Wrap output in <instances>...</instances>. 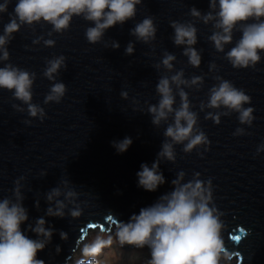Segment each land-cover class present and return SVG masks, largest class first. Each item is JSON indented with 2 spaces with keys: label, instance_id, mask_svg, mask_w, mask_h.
Returning <instances> with one entry per match:
<instances>
[{
  "label": "water",
  "instance_id": "95a60500",
  "mask_svg": "<svg viewBox=\"0 0 264 264\" xmlns=\"http://www.w3.org/2000/svg\"><path fill=\"white\" fill-rule=\"evenodd\" d=\"M16 2L12 0L8 12ZM191 7L206 13L209 0H143L134 20L108 29L102 42L95 45L85 37L86 28L94 25L74 17L63 34L49 36L52 26L45 23L36 24L34 30L23 26L7 46L10 59L0 62V67L11 63L36 73L32 102L43 107L47 116L43 122L29 117L26 105L15 100L12 92L0 89V199H14V181L25 177L21 182L23 206L29 219L22 229L36 239L28 225H34L41 217L46 219V227L55 229L51 243L38 253L45 264H68L72 252L90 231L100 226L108 230L119 221L127 222L131 215L139 214L141 208L171 191V181L180 171L186 173L185 182L196 172L202 180L211 178L215 205L224 213L222 235L227 248L238 253V263L264 264V151L257 154V147L264 143V53L255 68H233L207 39L213 32L212 25L193 20L189 15ZM147 16L154 18L158 29L151 45L130 35V29ZM172 20L192 21L197 27L198 42L194 47L201 50L199 68L187 63V57L182 55L183 46L174 45ZM8 21L7 13L0 14V33ZM40 36L55 40V46L45 47L43 41L33 44ZM240 36L239 31L234 32L233 43L225 47V52ZM112 40L119 42V49L110 47ZM130 41L135 44V52L126 55ZM165 50L177 57L174 69H183L185 78L204 77L199 90L185 91L210 144L207 150L200 147L190 154L182 151L183 145H176L175 163H160L165 183L149 192L138 187L136 174L142 163L152 165L165 139L166 125L155 127L147 113L148 104L158 103L155 88L159 77L174 74L153 67ZM59 55L66 57L67 69L61 70L57 81L65 83L68 90L59 104H44L53 83L42 75L45 61ZM211 62L216 63V71H209ZM216 75L251 96V104L245 105L255 109L251 126L241 125L236 113L222 116L219 125L205 120L206 113L215 110L201 112L199 103L207 100L209 88L217 83L213 79ZM122 91L128 93L127 100L121 97ZM13 104L21 105L25 111H16ZM26 120L31 123H25ZM238 127H243L247 134L234 136ZM125 137L133 142L126 152L117 153L112 142ZM42 172L46 175L41 176ZM64 180H69L70 187L80 193L79 202H86L81 203L83 214L77 219L67 215V209L64 218L46 216L49 204L45 194L57 186L63 188ZM61 231L68 234L67 241L61 239ZM234 236L240 237L239 241ZM57 245L61 248L59 254Z\"/></svg>",
  "mask_w": 264,
  "mask_h": 264
},
{
  "label": "clouds",
  "instance_id": "9594fccd",
  "mask_svg": "<svg viewBox=\"0 0 264 264\" xmlns=\"http://www.w3.org/2000/svg\"><path fill=\"white\" fill-rule=\"evenodd\" d=\"M11 3L12 0L0 3V14L7 13L9 16V21L3 25L0 33V62L9 61L7 46L23 26L34 30L36 24H49L52 28L48 35L51 36L53 33L63 34L68 31L73 18L82 17L94 25L86 28L85 37L89 44L95 45L102 42L108 29L134 20L137 6L142 5L143 0H17L13 10L8 12ZM189 15L193 20L212 25L213 32L207 39L214 45L216 52L224 54V59L233 68H255L261 61V54L264 53V0H209V10L206 13L191 7ZM170 27L174 30L171 37L174 45L183 46L182 55L187 57V63L193 68H199L202 55L201 50L194 47L198 42L195 24L192 21L172 20ZM157 30L154 18L147 16L130 29V35L138 42L151 45L156 40ZM236 31L241 33L240 38L225 52V47L233 43ZM41 41L45 47H54L56 43L53 39L40 36L33 40V44H40ZM110 47L119 49L120 44L112 40ZM134 52L135 44L130 41L125 54L133 55ZM176 61L177 57L165 50L161 60L153 65L156 70L163 68L174 74L159 77L155 88L158 103L147 105L152 124L157 128L162 124L166 125L163 132L165 139L156 160L151 166L142 163L141 170L136 174L138 187L149 192L156 191L165 183L160 163H175L176 145H183L182 151L190 154L200 147L207 150L210 144L208 136L199 127V114L193 110L189 93L185 91L186 88L199 90L204 84V77L194 75L185 78L183 69H174ZM45 64L42 75L53 83L43 103L59 104L68 90L65 83L57 81L61 70L67 69L66 57L53 56L46 59ZM216 70V63L211 62L209 71ZM36 78L35 72L11 63L0 67V89L12 92L15 100L27 106L29 117L43 122L47 116L44 108L32 102ZM213 79L217 83L209 88L207 100L199 103L201 112L206 109L215 110L208 111L205 120H212L219 125L222 116L236 113L241 125L251 126L255 119V109L245 107L251 104V96L219 75ZM121 97L127 100L128 93L122 91ZM13 108L18 112L25 111L19 104H13ZM25 123L30 124L31 120H26ZM245 134L247 133L243 127H238L233 132L234 136ZM132 142L130 137H125L120 141H113L112 146L117 153H124ZM261 151H264V143L257 147V154ZM44 175L46 172L41 173V176ZM185 175L184 171L178 172L171 181V191L161 195L152 205L141 208L139 214L131 215L127 222L119 221L115 233L119 243L140 249L147 247L151 258L145 264H232L238 253L229 250L225 244L222 235L225 227L222 219L224 213L215 205L211 178L202 180L201 174L196 172L192 179L185 182ZM23 180L25 177L21 176L14 181V199H0V264H45L44 260L38 258V253L51 243L55 231L50 226L46 227L44 217L38 218L34 225H28V231L35 233L36 239L30 238L22 229V225L29 219L28 210L23 206ZM70 183L69 180H64L63 188L57 186L45 194L49 204L46 216L64 218L67 209V215L72 219L81 217V203L86 202H79L80 193L70 187ZM36 207L39 208L38 201ZM60 237L67 241L68 234L61 231ZM111 243V236L104 239L97 235L91 242L84 243L81 258L75 264H99L96 257ZM60 251L61 248L57 245L56 252L59 254Z\"/></svg>",
  "mask_w": 264,
  "mask_h": 264
},
{
  "label": "bare ground",
  "instance_id": "6f19581e",
  "mask_svg": "<svg viewBox=\"0 0 264 264\" xmlns=\"http://www.w3.org/2000/svg\"><path fill=\"white\" fill-rule=\"evenodd\" d=\"M117 227V225L113 224L111 229L115 231ZM92 231H90V233ZM89 239H91V235H88L78 243L77 247L72 252L68 264H75V261L81 258V249L84 243H89ZM131 246L132 245H125L122 248L118 239H112V243L102 249L97 260L99 264H145V262L151 258L150 250L147 247L140 249L134 246V249L130 250ZM232 264H239L237 257H234Z\"/></svg>",
  "mask_w": 264,
  "mask_h": 264
},
{
  "label": "rangeland",
  "instance_id": "374dc122",
  "mask_svg": "<svg viewBox=\"0 0 264 264\" xmlns=\"http://www.w3.org/2000/svg\"><path fill=\"white\" fill-rule=\"evenodd\" d=\"M116 227V226H115ZM115 233H116V230L115 231H113V230H111V231H107L106 232V230H101L100 228H97V229H95V230H93L89 235H91V239H89V242H91L92 240H94L95 238H96V236L97 235H100V236H102L104 239H107L109 236H111L112 237V239H117V237H116V235H115ZM86 238V237H85ZM123 246H125V245H123ZM123 246L121 245V247L123 248ZM119 247V246H118ZM127 247V246H126ZM134 249V246H131V248H130V250H133ZM101 254V253H100ZM99 256V255H98ZM98 256L96 257V259L98 258ZM103 259V258H102ZM110 264V263H109Z\"/></svg>",
  "mask_w": 264,
  "mask_h": 264
},
{
  "label": "snow or ice",
  "instance_id": "6c2138e0",
  "mask_svg": "<svg viewBox=\"0 0 264 264\" xmlns=\"http://www.w3.org/2000/svg\"><path fill=\"white\" fill-rule=\"evenodd\" d=\"M233 239L236 240V241H239L240 237L234 236Z\"/></svg>",
  "mask_w": 264,
  "mask_h": 264
}]
</instances>
